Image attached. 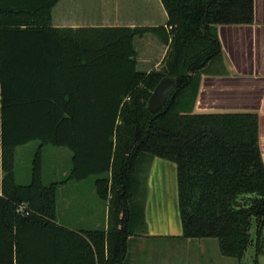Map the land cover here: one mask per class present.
Masks as SVG:
<instances>
[{
	"label": "trees",
	"instance_id": "16d2710c",
	"mask_svg": "<svg viewBox=\"0 0 264 264\" xmlns=\"http://www.w3.org/2000/svg\"><path fill=\"white\" fill-rule=\"evenodd\" d=\"M58 0H0V264H126L142 228L136 172L175 163L183 238H215L239 264L264 255V165L255 113H193L199 78L219 59V24L253 21V0H161L165 26L55 27ZM168 44L162 66L137 69L133 38ZM164 76L176 85L155 113L147 100ZM39 141L27 184L14 180L17 146ZM72 152L64 181L95 180L106 229L56 222L58 182H42L40 149ZM22 205L23 210L18 207ZM254 226V234L251 229Z\"/></svg>",
	"mask_w": 264,
	"mask_h": 264
},
{
	"label": "crops",
	"instance_id": "0c3cea01",
	"mask_svg": "<svg viewBox=\"0 0 264 264\" xmlns=\"http://www.w3.org/2000/svg\"><path fill=\"white\" fill-rule=\"evenodd\" d=\"M51 17L55 27L165 26L166 30L170 29L166 26L167 13L161 0H58L51 9ZM216 31L221 47L220 58L208 62L202 70L192 112L255 113L264 165V0H253L251 23L219 24ZM133 45L139 71L147 73L162 66L168 52L167 43L148 32L135 36ZM146 163L149 172L143 203V228H146L149 234L145 232L138 236L170 239L174 246L170 249L169 259L161 255L155 260H145L143 264H239L238 261L230 260L232 257L222 255L219 246L218 251L215 246V251L211 252L210 248L214 246L209 238L181 236L176 165L159 157H154ZM2 177L3 173L0 171V179ZM85 179L77 181L73 186H68L69 180L58 184L56 222L73 230L106 229L108 203L104 201L102 214H97L95 185H90L89 200L79 202L72 198L73 193L67 190V194H63L59 201L60 189H79L78 185ZM14 180L16 184L23 185L17 182L15 169ZM59 205L68 208L73 205V215L59 211ZM133 241L134 234L127 240L126 264L138 262V254L132 250V246L129 248ZM258 260L264 264V255H259Z\"/></svg>",
	"mask_w": 264,
	"mask_h": 264
},
{
	"label": "rangeland",
	"instance_id": "374dc122",
	"mask_svg": "<svg viewBox=\"0 0 264 264\" xmlns=\"http://www.w3.org/2000/svg\"><path fill=\"white\" fill-rule=\"evenodd\" d=\"M39 150V141H32L28 144L17 146L14 151V164H15V175L16 180L19 183H29L31 179V165L32 161ZM72 152L66 147L62 146H55L52 144H45L42 145L40 149V158H41V170H42V182L45 185H49L53 182H58L61 184V181L65 180L69 175L72 167L71 162ZM147 167V168H146ZM148 164L146 162H142L135 174L136 181L138 183L137 190L135 191L134 195V202L143 207L144 199H145V192L148 185ZM99 177L97 175H90L85 181L78 185L80 186L79 189H71L70 187H64L60 189L58 192L59 201L62 195L67 194V190L73 193L72 198L74 197L75 200L79 202H84L85 200H89V190L90 185H95L96 178ZM77 181L69 180L68 186H73L76 184ZM75 186V185H74ZM68 188V189H65ZM70 188V189H69ZM64 190V191H62ZM69 193V192H68ZM98 200L97 206V214L101 215L103 208L105 207V202L101 200L98 196H96ZM64 205H59V211L66 212L67 215H73L74 207L73 205H69V208ZM60 220V219H59ZM63 221V220H61ZM146 228H138L135 232V241L131 242L129 248L132 246V250L136 254H138V262L137 264H143L145 260L148 259L155 260L156 258H160L162 255L169 259L171 255L170 249L174 246V243L170 239H162L157 237L148 236L146 238L139 237L143 233H148ZM251 234H254V226L251 229ZM139 235V236H138ZM210 242H212L214 248H210L211 252L218 251V243L215 238H209ZM216 246V248H215ZM141 251L143 253H141ZM161 251V252H160ZM160 252V253H159ZM254 249L250 246L244 257L242 258L241 262L245 264H251L252 255ZM144 254V256H141ZM147 256V257H146ZM259 258V257H258ZM233 262L237 260L232 258Z\"/></svg>",
	"mask_w": 264,
	"mask_h": 264
},
{
	"label": "water",
	"instance_id": "95a60500",
	"mask_svg": "<svg viewBox=\"0 0 264 264\" xmlns=\"http://www.w3.org/2000/svg\"><path fill=\"white\" fill-rule=\"evenodd\" d=\"M176 80L171 76L162 77L159 82L155 85L148 100L146 108L151 113H155L165 106L167 101L170 99V94L174 90Z\"/></svg>",
	"mask_w": 264,
	"mask_h": 264
},
{
	"label": "built area",
	"instance_id": "2783aa9c",
	"mask_svg": "<svg viewBox=\"0 0 264 264\" xmlns=\"http://www.w3.org/2000/svg\"><path fill=\"white\" fill-rule=\"evenodd\" d=\"M18 209H19V210H23V206L20 205V206L18 207Z\"/></svg>",
	"mask_w": 264,
	"mask_h": 264
}]
</instances>
